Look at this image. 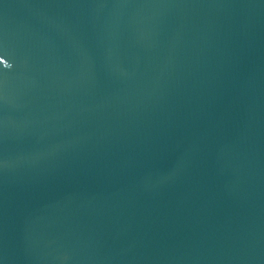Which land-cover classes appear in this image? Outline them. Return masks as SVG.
<instances>
[{"label":"water","instance_id":"water-1","mask_svg":"<svg viewBox=\"0 0 264 264\" xmlns=\"http://www.w3.org/2000/svg\"><path fill=\"white\" fill-rule=\"evenodd\" d=\"M0 264H264V0H0Z\"/></svg>","mask_w":264,"mask_h":264}]
</instances>
